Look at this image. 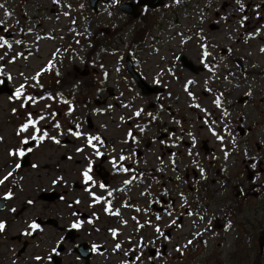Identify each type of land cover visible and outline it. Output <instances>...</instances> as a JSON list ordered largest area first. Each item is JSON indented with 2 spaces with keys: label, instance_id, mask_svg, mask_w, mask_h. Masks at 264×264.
Listing matches in <instances>:
<instances>
[{
  "label": "flooded vegetation",
  "instance_id": "1",
  "mask_svg": "<svg viewBox=\"0 0 264 264\" xmlns=\"http://www.w3.org/2000/svg\"><path fill=\"white\" fill-rule=\"evenodd\" d=\"M137 1L122 0L121 5ZM7 2L11 5V7L8 6L7 11L12 12L14 18L9 19V16L2 15L3 8H0V20L4 21V26H0V35L8 39L13 44V47L9 49L5 46L0 49V56L6 54V57L0 61V67L3 68L4 73L0 75V79L7 80L8 75L13 78L11 81L7 80L12 96L14 90L19 87V85H14L13 82L15 79L23 77L21 75L18 76V74L23 73L25 76L27 71V68L16 70L12 66H17L20 59L29 61L30 56L35 54L33 49L39 47L41 39H53V37L45 29L42 36L36 34L35 38H33L36 41L30 40L31 35H34V31H27L28 28L32 29L30 25L31 17L25 13L27 12L30 15L32 13L30 0H0V3H4L5 6H7ZM241 3L246 6L244 11L239 10V5L234 0L233 15L239 16V25L236 27L239 32L232 33L235 45H232L230 49L228 48V50L224 51V48H221L222 51L214 52L219 44L218 42L207 40L205 35L207 19H202L205 23L197 24L194 28L195 32L200 33V37L196 36L204 41L198 42L194 47L187 45L189 50L196 49L194 52L198 54L197 60L201 65L212 66L211 75L209 76L212 78L211 81L214 78L212 75L216 76L217 73H220L217 71L219 54L224 53L226 56L232 54V63L235 68H232L231 71L227 70V80L232 81L231 86L223 88L221 83L224 84L226 82L213 81L211 82L213 88L209 85L207 86L208 89H211V92H208L206 89L196 87L201 80L198 82L193 76H187L183 82L182 89L186 96L181 100L178 107L176 105L180 93L169 88L167 84L168 82L172 84L175 79L174 75L177 73L173 64L168 61L169 58L167 56L170 51L175 53L173 48L169 46L173 42L163 41L161 37L153 36L152 29L159 28V30L164 31L165 26L167 28L177 26L179 29L183 28V34L189 33L192 30V26L187 28L182 20L185 21L191 14L192 0H182L180 4H175L174 0H166L163 5L157 8L143 5L139 8L141 13L138 17L123 12L126 27L132 26V30H135L133 31V37L135 32H139L135 40L128 41V51L124 60V71L134 81L138 92L136 93L137 95L132 93L133 97L129 98L128 101L126 100L125 104L131 106L134 112L142 108L144 113L137 118L131 113V110L130 115H125L119 105L118 108H109L108 101L110 97L116 95L114 94V88L111 90V86H109L106 88L109 95L103 99H98L99 102L104 101V104L100 106L105 107L104 111H100V115L105 116L107 119L101 122H98V120L93 121L91 116L99 115L92 112L90 106L86 105V101L97 103V99L90 101V97L86 98L84 102L86 110H89L90 113L82 119L83 124H87L90 134L99 135L104 140L100 151L104 152L105 156L102 158L96 157L95 151L92 149L93 152L87 157V166L90 159L94 161L93 171L90 173L95 181L92 191L97 196L106 197L109 191L115 189L116 191L113 192V196L109 199L112 200L113 211L117 208L120 209V216L107 214L105 212L106 205L103 201L93 205V198L87 191L91 182L86 184L82 175L86 169L81 171L70 169L68 171V168L64 166L67 161H70L68 159L69 156L61 155L58 157L56 155L53 157L55 153L48 152L46 161L37 159L39 150L46 146L66 145L68 147V145L78 142V138L68 132L70 128L74 131L76 130V124L72 123V119L75 117L72 115L64 116L63 111H59L57 104H52V102H57L56 95L64 82L60 78H62L64 73V60L69 58L67 52L73 51V49L59 46L58 51L65 50L63 55L59 54V61L52 58L36 70L35 75L41 72L42 69H46L50 61L55 64L54 69L44 71L41 75L46 73V75L54 76L56 80L41 90H32L26 87V94L40 97L51 93L52 96L56 97L55 100L48 99L51 102V107L47 108V113L55 112L59 115L55 120L49 116L48 119L41 121L38 127L42 131L46 129L51 136H57L61 143L56 144L51 140H44L42 142L30 141L28 145L21 144L25 136L30 138L34 133V130L30 128L28 132L17 135L18 129L27 120V114L31 112L33 118L35 116H37L35 118H38L40 115L47 117L46 114H40L38 108H33L32 112V104H29L28 107H21V104L18 108L16 106L13 107L17 109L16 113L19 114L18 117L21 120L10 121V138H6L7 134L0 130V137H3L0 143L5 140L10 142L13 135L16 138L14 145L9 146L6 150V162L0 165V179L10 171L14 173L4 185L0 186V221L6 222L5 231L0 233V264H14V262L15 264H122L125 260H132L138 254V251L143 252L142 264H152L159 257H168L171 254V247L168 241L174 237L178 238V235L180 237L179 231L181 229L184 230L185 227L186 231L183 236L187 240H193V244L187 248L181 246L183 255L195 254L205 256V259L211 257L213 253L210 251V241L217 236L221 240L233 239L235 241L232 250L227 254L233 257L235 264H245V262L247 264H257L256 259L250 263L249 256H251L252 252L259 257L264 256V64L252 59L250 53L246 52V46L252 47L254 42L251 41L256 40L264 43V1L241 0ZM257 4L260 5L259 9L255 7ZM40 7L41 5L38 4V8ZM221 8L222 11L227 10V3L222 4ZM52 11L55 12L54 9ZM257 11L260 13L259 18L256 16ZM221 14V11L216 10L215 15L218 18L221 17ZM243 15H247L249 19L245 26L241 27L240 20ZM134 22L136 23L133 25ZM147 24L152 27L147 38L152 40L140 41L138 40L139 34L143 32L144 26ZM214 24L211 22L208 25H211L210 27L213 29L218 26ZM5 27L8 29L7 31L4 30ZM22 28L24 29L23 32L20 31ZM258 28L261 29L259 35L248 36V33H254ZM37 37L40 38L38 39ZM87 37L95 39V34ZM15 40H21L23 43L15 44ZM76 41H79V38L75 39L74 42ZM189 42L190 39L186 36L180 42V46H185ZM236 42L245 44L243 47H236ZM87 43L93 46L96 45L95 41L90 42V40H87ZM202 44H207V51L212 54L203 63L204 49L201 47ZM163 47L171 50L161 51ZM21 53L23 54L22 56L19 55ZM154 53H161L163 57L161 62L157 63V72L153 74L152 80L145 63L150 59L147 55ZM259 53L264 56L261 51ZM54 55L55 53L50 54V56ZM183 55H185L184 51L179 56L180 60ZM128 56L132 59L134 69L149 84L147 88L145 85H141L127 70L126 59ZM13 57H16L15 61L12 60ZM90 57L88 55L85 64L86 68L83 70L76 66L77 75L81 74V72L83 75L88 74L87 68L93 62ZM246 60L250 63L248 62V64ZM57 70L60 75L56 74ZM206 70H209V68L205 66L204 71ZM219 77L220 80L224 79L222 75H219ZM157 79L160 81L159 84L156 83ZM165 80H167L166 83ZM188 80L196 82L189 86V91L195 94L196 99L190 97L185 91V85ZM129 86L132 87V85ZM87 87L90 88L91 86L87 85ZM98 88L101 89L100 87ZM150 88L154 89L152 93L144 92V90ZM111 91L112 94L110 93ZM124 91L123 95L127 96L130 92L129 87L127 86ZM249 91H251L252 95H245ZM53 92H56V94ZM75 93V91H71L66 96L63 94V98L70 100L76 109V102H79V98L76 97ZM220 93L224 94L222 97L223 104L221 108H217L213 100ZM167 96L168 98L172 97V103H164L165 101L163 100H166ZM209 96H213L209 101L210 104L207 103ZM175 97L177 98L175 99ZM58 98L60 97L58 96ZM12 101L14 104L22 103V100ZM58 101L60 104L62 103L61 98ZM196 103L201 105V109H207L209 113L215 114L214 116L211 114L210 120L214 119L217 123L210 124V126L216 128L219 134L225 136L223 144L209 131V125H205L203 117L206 114L201 109L191 106ZM248 104L252 105L254 110H250V107L247 108ZM61 105L63 107L65 104L62 103ZM66 106L68 107V105ZM236 106L245 107L247 110L241 109L237 111ZM20 109L22 111L19 113ZM225 109L229 113L227 117L222 115ZM177 111H189L188 117L185 115L179 117ZM148 112L153 113L156 119L153 120L152 117H149L147 115ZM252 112L257 113L253 120H251ZM116 114V120H119V132H116L115 129ZM121 117H124V119L121 120ZM57 121L61 125L60 130L53 126ZM176 121L180 123H176ZM224 124L228 125L232 133L231 136L223 131ZM136 125L146 126L145 131L141 133ZM200 125L206 127L210 138H206V135L200 132L202 128ZM130 129L136 136L138 143H134L127 137L126 134ZM61 130L63 135H60ZM188 132H192L197 140L196 147L192 150V156L188 155V149L191 145V138L188 136ZM172 133H175V136H171ZM180 136L183 139L176 141V137ZM233 138L235 143H233ZM161 141H165V143H161ZM174 141H176L175 146H173ZM153 146L155 147L156 165H153L152 160L147 162V151ZM20 147H31L33 151L22 158L9 154L12 150ZM225 151L229 152L227 159H225ZM133 152H135V155H132ZM173 153H175L174 158L176 160L175 169H173L171 163ZM195 153H199V155L197 156ZM121 155L132 157L130 160H125L121 163L126 167L135 169V172L124 173L113 170L112 158L115 157L119 160ZM17 163L21 164L19 169L15 168ZM79 163H81V160H76V164ZM34 164L38 167L33 168L32 165ZM253 164L255 167H253ZM201 168L205 170L206 179L201 177L199 171ZM27 170L33 171L25 173ZM33 173H36V175H33ZM69 173H74L76 179H72ZM140 173L144 175L140 177ZM133 176L138 177V179L133 180L131 185H126L124 182ZM177 176L180 177L179 180L176 179ZM47 177H49V183ZM59 177H63V180L53 183ZM26 183L43 184L41 188L38 186L39 193L36 198L30 197L28 194H22V189L26 188ZM100 183L105 184L106 187L100 188ZM9 189L14 193V197L10 200H4V194ZM165 190H167L166 195ZM46 192L54 193L55 199L43 200L41 195ZM142 193L145 194L142 195ZM181 193L187 198V204L183 207L181 206L184 204ZM153 195L156 196L155 200H153ZM145 198H150L151 200L150 206L146 207L149 210L146 218L143 215V209L145 208L137 203L138 200ZM77 200L80 203L77 204ZM28 201H33V203L29 204ZM156 201H160V203H156ZM125 202L132 205V207H124ZM30 207H32V210L29 213L28 209ZM12 208L17 211L12 212L10 210ZM136 208L141 209V211H136ZM169 208L174 209L173 217L170 218L168 216L169 219L171 220L177 216L180 219L175 226L163 228V231L170 239L162 242V248L160 249V236L156 233L154 227L155 224L160 225V222L156 220V215H166L165 209ZM189 209L195 215L189 216L187 214ZM73 213L77 215H73ZM93 213L99 219H96ZM200 216H204V219L201 220ZM78 219L85 221L83 227L79 230H70L71 223ZM89 219H92L94 223H88ZM124 220L128 222L126 225L122 223ZM147 220H151L152 225L145 224ZM209 220L211 224L208 223ZM32 221L38 222L42 227V231H37L31 236L24 235L23 233L26 229L30 231L28 225ZM138 223L145 224V226L138 228ZM205 228L208 229L207 232H204ZM109 229H118V236L114 238ZM197 232H202L203 235L196 237L195 233ZM61 237L65 239L60 249V255H53L52 260L49 261L47 257L51 254L52 248L56 247L57 241ZM141 237L144 244L147 242L146 247L143 246L137 252H131L130 255L125 256L126 252H130L131 249L142 243ZM146 239H149L151 244ZM154 241L157 244H152ZM244 241L247 243L241 247L239 242ZM116 243H121V250L113 251ZM93 244L100 245L99 252L93 253L91 251ZM218 246H221L220 242ZM151 249H157L155 255H151ZM158 251L161 253L159 256H157ZM36 256L44 257V259L36 261ZM149 257L153 259L150 260Z\"/></svg>",
  "mask_w": 264,
  "mask_h": 264
},
{
  "label": "rangeland",
  "instance_id": "2",
  "mask_svg": "<svg viewBox=\"0 0 264 264\" xmlns=\"http://www.w3.org/2000/svg\"><path fill=\"white\" fill-rule=\"evenodd\" d=\"M121 1L119 0V3H115L114 0H111L107 4L101 3L99 5V12H94L89 4V0H61L60 4L57 5L53 3V0H30L31 6L30 9L32 10L31 15L25 12L28 16L31 17V27L34 31L31 35L30 40L36 41L33 38H35L36 34H39L42 36V33L45 29H47V32L49 33L52 38H47L40 41L39 47L34 48L35 54L31 55L29 58V61H26L25 59H20L17 63V66H12V68H16V70H24V68H27L25 76L15 79L13 82L14 85H20V84H26L27 88H30L32 90H41L42 88L37 85L36 87H31L30 85L35 84L36 82L32 79V77H35V72L37 69L41 68L48 60H51L52 58H55L57 61H59V54H64L65 50H59L58 47L63 48H70L73 49V51H68L67 55H69L68 60H64V73L62 75V79L64 82L61 85V89L59 93L64 94L65 96L71 92L75 91V95L77 98H79V102H76V109L73 113H68V107L64 105L62 107V103L58 101L60 98L57 96V102H52V104H57L59 111H63V115H72L75 118L72 119V123L74 124H80L82 131L86 133H91L88 131L87 124H83V118L90 113L89 110H86V106L84 104L86 98L90 97L91 100L95 99H103L105 96H108V92L106 90L107 87L111 86L110 88H114L116 95L111 96L109 99V105H113V108H118V105L121 107L120 109L125 115L133 114L134 109H132L131 106L124 107L123 105H126V100L128 101L129 98L133 97L132 93L136 94L138 91L136 89V85L134 81H132L131 77L124 71V60L126 53L128 51V41L135 40L137 38V35L139 32H135L133 37V31L132 26L126 27L125 21H124V13L120 10ZM124 1V0H123ZM264 0H260V2H263ZM227 3V10L222 11V4ZM38 4L41 5L40 8H38ZM7 6L3 8V11L1 12L2 15H5V12L8 10V6L11 7V5L7 2ZM68 5H71L69 8ZM83 5V7H81ZM51 8H55L54 10H57L56 12L52 11ZM235 4L234 0H192V11L189 15L190 19H186L185 21L182 20L183 24L186 25L188 28L189 26H192V30L187 33L183 34V28L179 29L177 26L172 28H167L165 26V30L161 31L159 28H153L152 34L153 36H159L163 41H171L173 42L169 46L173 48L175 53L171 52L167 53V56L169 58L168 61H170L173 66L175 67V72L177 73L174 75V81L172 84L169 82L167 83L169 88H172L180 93L179 98L177 99V107L179 106L181 100L186 96V94L182 91L183 89V82L186 80L187 76H193L195 80L199 82L196 87L197 88H203L208 89L207 86L209 85L211 88V82L213 81H224L226 83H221V86L225 88V86L230 87L232 81H228L225 79L227 77V70L229 71L234 69L235 66L232 63V54H229L226 56L224 53L219 54L217 60L219 62L217 71L220 73H217L216 76L212 75L213 81H211V75L210 70L206 71H199L197 74H193L196 72H193L192 70H188L181 62H180V54L182 51L185 52V55L189 60L193 61L197 65V68L200 67V63L197 60L198 54L194 52V50H189L187 45H191V47H194L195 44H198L200 41H204L203 39H200V33H197L194 31V28L197 24H204L205 22L202 19H207V22L205 25L207 26L205 29V35L207 37V40L209 41H215L218 42L219 46L217 49L214 50V52H220L222 51L221 48H224V51L230 49L232 45H235V39L232 37V33H235L237 31V26L239 25V16L233 15ZM216 10L221 11V17L218 18L216 14ZM205 11V12H204ZM69 12L70 15L65 16L64 13ZM125 16V15H124ZM226 17V19H225ZM14 15L9 17V19H13ZM73 20L75 23H73ZM174 20V19H173ZM139 22V21H137ZM211 22L216 23L218 26L213 25V29L210 27ZM136 22L133 23V25ZM139 25V23H137ZM46 27V28H45ZM76 27V29L74 28ZM88 27V29H87ZM218 28V29H217ZM89 30V32H87ZM241 30V29H240ZM105 32V33H104ZM239 31H237L238 33ZM79 33L80 35H77ZM174 33V35H173ZM253 33V32H252ZM93 36L95 34V39H89L87 37L88 35ZM198 35V36H196ZM141 34H139V37ZM188 36L190 38V42L186 44L185 46H180V42ZM79 38V43L74 42L75 39ZM87 40H90V42H94L97 45V49H94L95 46L92 44L89 45L87 43ZM147 40H152L148 39ZM251 46H246V52L250 53V56L252 59L263 63L264 64V56L261 55L260 48L264 47V43L262 41L256 40L251 41ZM245 43L243 42H236V47L240 46L243 47ZM92 45V46H91ZM93 47V48H91ZM166 50H171L170 48L163 47L161 51L166 52ZM51 53H55L54 56H50ZM88 55L91 56L90 59L93 60L91 64H89V69L87 68L88 74L83 75L76 74V66L83 70L86 68V59L88 58ZM4 58L6 57V54H2ZM213 56H215L213 54ZM150 59L145 63V67L147 68V71L149 73L150 79L153 80V74L157 72V63L161 62L162 60V54H152L147 55ZM216 57V56H215ZM248 63L249 61L246 60ZM250 63V62H249ZM248 63V64H249ZM161 64V63H160ZM101 65L103 67H101ZM119 69V70H117ZM216 72V71H215ZM235 72V71H234ZM105 73H108L107 78H105ZM127 75V76H126ZM219 75L224 76L223 80H220ZM20 76V74H18ZM25 77H27V81L25 80ZM56 78L52 75H41L39 78V84L43 85V87L48 86L49 84H52ZM228 81V82H227ZM25 82V83H24ZM167 80H165V83ZM209 82V83H208ZM87 85L91 86L90 88L87 87ZM129 85H132L130 87ZM129 87L130 92L127 96H124V90L126 87ZM94 87V89H93ZM100 87L101 89H99ZM194 87V89H196ZM2 91L0 94V130L5 132L6 138H10L11 135V122L10 121H18L21 120L19 118V114H14L12 109L16 106V108L19 107L21 102H18L17 104H14L12 100L9 99L10 95L6 91V88L0 89ZM56 94V92H53ZM137 95V94H136ZM139 95V94H138ZM213 95V94H212ZM177 97H175L176 99ZM212 97L207 98V103L210 104V99ZM164 103H172L173 99L168 98ZM86 105L90 106V110L96 115L99 116H91L93 121L98 120V122H101L105 119H107L105 116L100 115V111H96V109H101L102 111L105 110V107L96 105L95 103H91L89 101L85 102ZM51 102L48 99H44L39 101L37 104L33 105L31 108V111L33 112V108H38L40 114H46L47 118L49 117V114L47 113L46 105H50ZM250 107V110H254V107L250 104L247 105V108ZM136 108V107H135ZM245 107H238L236 106L237 111L244 109L247 110ZM22 110H19V113ZM189 111L186 112H180L177 111V115L179 117L185 115L188 117ZM211 114L214 116L215 114L211 112ZM251 120H253L256 116V112L251 113ZM37 117V116H35ZM34 117V118H35ZM96 118V119H95ZM111 118V117H110ZM117 118V114L115 116V120ZM45 119V120H46ZM112 119V118H111ZM86 122V119H85ZM213 125V124H211ZM119 120L117 119L115 121V129L116 132H119ZM202 127L200 129V132L206 135V138H210V134L206 130L205 126L200 125ZM14 130V129H13ZM214 137V136H213ZM67 141V140H66ZM16 142V138L13 135V138L10 142H6V140L3 143H0V165L4 162H6L5 158L7 155V148L9 146L14 145ZM65 146V147H64ZM64 146H46L45 148L39 150L37 153V159L40 161H46L48 152H54L55 157L56 155L59 157L61 155L69 156L72 159L70 161H67V164H65V168H68V171L70 169L81 171L86 169L88 166L87 157L90 155V153L93 152L92 148L88 146L87 140L85 137L78 138V142L73 145H66ZM84 148L83 152H77V148ZM143 147V146H142ZM144 148V147H143ZM147 162L151 161L153 162V165H156L155 163V147L153 146L150 150L147 151ZM67 159V158H66ZM80 159L81 163L76 164V160ZM70 165V166H69ZM113 170L114 169L113 167ZM33 171V170H27L25 171ZM70 174V173H69ZM33 175H36V173H33ZM70 177L72 179H76L75 174H70ZM48 183H49V177H47ZM43 184L42 183H26L25 189H22L23 195H29L32 198H36L39 193V187L41 188ZM151 197V196H150ZM44 199L43 197H41ZM156 199V196L153 195V200ZM138 205L141 207L147 209L146 207H149L151 204L150 198H145L142 200H138ZM32 207L28 209L29 213L31 212ZM149 210L147 209V212H143L144 217L146 218L148 216ZM163 219L160 220V226L163 229L164 227H168L169 225V217L167 215L161 216ZM185 229H181L180 237L178 235L177 237H174L173 239L168 241V244L170 245L171 254L166 257H159L156 262H153L152 264H235L232 256H228L230 250L233 248V244L235 241L233 239H226L221 240L219 237H214L210 241L211 245V253L213 255L211 257H208L205 259V256H199L195 254H188V255H180L176 249L177 247L184 246L187 243L186 237L183 236L185 234ZM145 235V234H143ZM177 235V234H176ZM149 240V239H146ZM127 241V240H126ZM150 241V240H149ZM166 242V239L162 236H160L159 244L160 249L162 248V242ZM221 243V246H218V243ZM151 244V241L149 242ZM148 243V244H149ZM247 242H239V245L241 247L245 246ZM152 244H157L156 241H154ZM147 245V242L145 243V247ZM146 250V248H145ZM256 259L257 264H264V256L259 257L258 255H255L253 252L251 253V256H249L250 263ZM149 264V263H147ZM247 264V262H245Z\"/></svg>",
  "mask_w": 264,
  "mask_h": 264
},
{
  "label": "snow or ice",
  "instance_id": "3",
  "mask_svg": "<svg viewBox=\"0 0 264 264\" xmlns=\"http://www.w3.org/2000/svg\"><path fill=\"white\" fill-rule=\"evenodd\" d=\"M60 2H61V0H53V3H55V4H57V5H59ZM114 2L118 4V3H119V0H114ZM174 3H175V4H180V3H182V0H174ZM236 3H237V5H239V10H240V11H244V9H245L246 6L243 5V4L241 3V0H236ZM68 7L70 8L71 5H68ZM81 7H83V5H81ZM255 7H256V9H259V8H260V5L257 4ZM0 8H5V4H4V3H0ZM5 15H7V16L10 17V16H12V12H10V11H6V12H5ZM64 15H65V16H68V15H70V13H69V12H65ZM256 16H257V18L260 17V13H259V11L256 12ZM225 19H226V17H225ZM248 19H249V17H248L247 15H243V16L241 17V20H240V26H241V27H244V26H245V23L248 21ZM17 23H19V21H17ZM73 23H75L74 20H73ZM0 26H4V21L0 20ZM4 30L7 31L8 29L5 27ZM20 31L23 32L24 29L22 28V29H20ZM27 31H28V32H32V29H31V28H28ZM201 31H202V30H201ZM260 33H261V29L258 28L254 33H248V36H249V37H253V36L259 35ZM77 35H80V34L77 33ZM37 38L39 39L40 37H37ZM189 39H190V38H189ZM205 39H206V37H205ZM76 42L79 43V41H76ZM21 43H23V41H21V40H15V44H21ZM5 46H7V48L11 49V48L13 47V44H12L8 39H6L3 35H0V49H3ZM201 47L204 49V52H203V60H202V63H203V62H205V61L207 60V58L210 57L212 54H211L210 52L207 51V48H208V45H207V44H202ZM260 51H261L262 53H264V47H262V48L260 49ZM19 55L22 56L23 54L21 53V54H19ZM3 59H4V57H3V56H0V61H2ZM15 59H16V57H13V58H12L13 61H15ZM205 66L208 67L210 71L212 70V66H209V65H207V64H205ZM101 67H103V66L101 65ZM54 68H55V64H54L52 61H50V62L48 63V65H47V68H46V69H42V71H41V72H38V73L36 74L35 77H32V79H33L36 83H35V84H32V85H30V86H31V87H36L37 85H39L41 88H43V85H40V84H39V78H40L42 72H44V71H48V70H52V69H54ZM117 70H119V69H117ZM169 71H171V69H169ZM3 74H4V73H3V68L0 67V75H3ZM56 74H57V75H60V73H59L58 70H57ZM20 75L23 76L24 74L21 73ZM104 75H105V78H107L108 73H105ZM12 79H13V78H12L10 75L7 76V80H8V81H11ZM27 79H28V78L25 77V80H26V81H27ZM225 79H227V77H225ZM4 83H5V81H4L3 79H0V85H3ZM57 83H59V81H57ZM156 83H157V84L160 83L159 79L156 80ZM194 83H196V82L193 81V80H188V81L186 82V85H185V91L188 93V95H189L190 97H192L193 99H196L195 94H194L193 92L189 91V86L192 85V84H194ZM26 86H27L26 84H20L19 87H17V88L14 90L13 95H12L11 97H9V99H10V100H22L21 107H28L29 104L35 105V104H37L39 101L44 100V99H52V100H55V99H56V97H55V96H52L51 93L46 94V96H40V97H36V96L31 95V94H26ZM206 91L211 92V89H206ZM57 95L61 98V102H62V103H64L65 105H68V113H69V114L73 113V112L75 111V105H73V104L71 103L70 100H68V99H64L62 93H58ZM223 95H224L223 93H220V94H219V95L213 100V103H214V105H215L217 108H221V107H222V104H223L222 97H223ZM245 95H247V96H251L252 93H251V91H249V92L245 93ZM123 106H124V107H129V105H123ZM191 106L194 107V108H197V109H201V105H200L199 103H196V104L191 105ZM46 107H49V108H50L51 105H46ZM108 107H109V108H112L113 105H109ZM161 107H162V106H161ZM201 110L206 114V115L203 117V120H204L205 125H209V131H211L212 135H214V136L217 138V140L220 141V142L223 144L224 141H225V136L219 134V133L216 131V128L210 126V124H216L217 121L214 120V119L210 120L211 113H209L207 109H201ZM12 111H13V113H15V112L17 111V109L13 108ZM96 111L99 112V111H102V110H101V109H96ZM142 113H144V109L140 108V109H137V110L133 113V115H134L135 117L139 118V117H141ZM58 115H59V114H58V113H55V112L49 114V116H50L53 120H55V118H56ZM147 115H148L149 117H152L153 120L156 119V117H155V116L153 115V113H151V112H148ZM222 115H223L224 117H227V116L229 115V113H228L227 110L225 109V110L223 111ZM46 118H47V117H46L45 115H40L38 118H33V115H32L31 112H29V113L27 114V120H26L25 123H23V124L20 126V128H19L18 131H17V135H20L21 133H26V132H28L30 128H32V129L34 130V133H33V135H32L30 138L27 137V136H25L24 139L21 141V144H22V145H28V144L30 143V141H38V142H42V141H44V140H51V141L55 142L56 144H60V143H61V141L57 138V136H51V135L48 133V131H47L46 129L42 131L41 128L38 127V125L40 124V122L43 121V120H45ZM123 119H124V117H121V120H123ZM129 119H131V117H129ZM176 123H180V122H179V121H176ZM53 126H54L56 129H58V130L61 129V125H60V123H59L58 121H57ZM136 127H137V128L139 129V131L142 133V132L145 131V127H146V126H145V127H141L140 125H136ZM75 129H76V130L74 131L73 129L70 128V129H68V132H69L71 135L76 136L77 138L85 137L86 140H87V144H88V146H90L92 149H94L96 157H98V158H102V157L105 156V153L102 152V151H100V147L104 144V140H103V138H102L101 136H99V135H92V134H89V133H86V132L80 130V129H81V125H80V124H76V125H75ZM223 131H224L225 133H227V135H229V136L232 135V133L230 132L229 127H228L227 124H224ZM60 135H63V131H62V130L60 131ZM126 135H127V137H128L131 141H133L134 143H138V140H137L136 136L133 134V132L131 131V129L127 132ZM171 136H175V133H172ZM188 136L191 138V145H190V147H189V149H188V155H189V156H192V155H193V151H192V150L196 147L197 140H196V137L193 135L192 132H188ZM182 139H183L182 136H180V137H176V141H180V140H182ZM2 140H3V137H0V141H2ZM176 141L173 142V146L176 145ZM126 142H127V141H126ZM161 143H165V141H161ZM233 143H235L234 138H233ZM32 151H33V148H31V147H28V148L20 147V148H17V149L12 150L9 154L12 155V156H19V157L22 158V157L26 156V154L31 153ZM76 151H77L78 153H79V152H83V151H84V148H82V147H81V148H77ZM132 155H135V152H133ZM195 155L198 156L199 153H195ZM228 156H229V152L225 151V159H227ZM174 157H175V153H173V159L171 160V163H172V165H173V169H175V167H176V160H175ZM131 158H132L131 156H124V155H121V156L119 157V160H117V158L113 157L112 160H111V163L113 164L114 169H116L117 171L124 172V173L135 172V169H133V168H129V167H126V166H124V165L121 163V162H123V161H125V160H130ZM68 159H72V158H71V157H68ZM136 163H138V161H136ZM93 164H94V161H91V159H90L88 167H87L86 170L82 173V175H83V177H84V181H85V183H86V184H89V182H91L90 185H89V188L87 189V191H89L90 195H91L92 198H93V205H94V204H97V203H100V202L103 201V202L105 203V205H106V207H105V212H106L107 214H110V215H113V216H120V215H121V213H120V209L117 208V209H115V211H113L112 200L109 199L110 197L113 196V192L116 191L115 189L112 190V191H109V192L107 193V196H106V197L97 196L96 193L92 191V186L95 185L94 178H93V176L90 174V173L93 171ZM20 167H21V164H19V163H17V164L15 165V168H16V169H19ZM32 167L35 168V167H38V166L34 164V165H32ZM253 167H255L254 164H253ZM161 170H162V169H161ZM199 171H200L201 177H203V178L206 179L207 177H206V175H205V170H204L203 168H201V169H199ZM13 174H14V173H13L12 171H10V172H8L7 175H5L2 179H0V186L4 185L5 182H7V181L13 176ZM139 175H140V177H142L144 174H143V173H140ZM136 179H138V177L133 176V177L130 178L129 180H126L124 183H125L126 185H131V184L133 183V180H136ZM176 179L179 180L180 177L177 176ZM62 180H63V177H59V178H57L56 181H53V183H58V182H60V181H62ZM99 187H100V188H105L106 185L103 184V183H100V184H99ZM121 191H123V189H121ZM144 194H145V193H142V195H144ZM166 194H167V190H165V195H166ZM180 195H181L182 200L184 201V204L181 205V206L183 207L184 205L187 204V198L184 197V194H183V193H181ZM13 197H14V193L12 192L11 189H9V190L4 194L3 199H4V200H10V199H12ZM28 203H29V204H32L33 201H28ZM76 203L78 204V203H80V201L77 200ZM156 203H160V201H156ZM123 206H124V207H132V205L127 204V202H125ZM10 210H11L12 212H16V211H17L15 208H12V209H10ZM136 211H141V209L136 208ZM143 211L147 212V209H143ZM173 212H174V209H170V208H169V209H165V213H166V215L169 216L170 218L173 217ZM187 214H188L189 216H191V215H195V213H193L190 209H189V211H188ZM73 215H77V214H76V213H73ZM93 216H95L96 219H99V217L96 216L95 213H93ZM199 218H200L201 220H203V219H204V216H200ZM133 219H135V217H133ZM162 219H163V218H162L159 214L156 215V220H157V221H160V220H162ZM179 219H180L179 216H177V217L171 219V220H170V224H169L168 226H169V227H171V226H175V225L177 224V221H178ZM84 223H85L84 220H79V219H78V220H75V221H73V222L71 223V225H70V230H72V229L79 230V229H81V228L83 227ZM88 223L91 224V223H94V221H93L92 219H89V220H88ZM122 223L126 225L128 222H127L126 220H124V221H122ZM208 223L211 224V221L209 220ZM145 224L152 225V221H151V220H147V221H145ZM145 224H139V223H138L137 226H138V228H143V227L145 226ZM229 226H230V225H229ZM154 227H155V231H156V233H158L159 236L164 237L166 240H167V239H170V237H168V236L165 234V232L163 231V229L160 227L159 224H155ZM5 229H6V222H4V221H0V233H3V232L5 231ZM28 229H30V231L26 229L25 232L23 233L24 235L31 236V235H33L34 233H36L37 231H42V227H41V225H40L38 222H36V221H32V222L28 225ZM97 231H98V229H97ZM109 231L112 233V235H113L114 238L117 237L118 234H119V230H118V229H109ZM207 231H208V229L205 228V229H204V232H207ZM202 235H203L202 232H197V233H195V236H196V237H199V236H202ZM64 239H65L64 237H61L60 240L57 241V245H56V247H53V248H52V250H51V254H49V256L47 257V259H48L49 261L52 260L53 255H60V249H61L62 246H63V241H64ZM141 242H142L141 244H138L135 248L131 249L130 252H126V253H125V256L130 255L131 252H137L138 249H140L141 247L145 246L142 237H141ZM205 243H207V241H205ZM191 244H193V240H188L187 243H186L183 247H184V248H187V247H188L189 245H191ZM77 247H79V245H77ZM121 248H122L121 243H116V244H115V247H114V249H113V251H119V250H121ZM99 249H100V245L93 244V245L91 246V251H92L93 253H97V252H99ZM176 251L179 252L181 255H183V249H182L181 247L178 246L177 249H176ZM159 255H161V253L158 251V252H157V256H159ZM142 256H143V252H142V251H138V254H136L135 257H134L132 260H125V261L122 262V264H138V262H140V264H142ZM43 259H44V257H41V256H36V257H35V260H36V261H41V260H43ZM77 259H79V257H77ZM149 259L151 260V259H153V258H152V257H149ZM14 264H15V262H14Z\"/></svg>",
  "mask_w": 264,
  "mask_h": 264
},
{
  "label": "water",
  "instance_id": "4",
  "mask_svg": "<svg viewBox=\"0 0 264 264\" xmlns=\"http://www.w3.org/2000/svg\"><path fill=\"white\" fill-rule=\"evenodd\" d=\"M101 1L102 2H109L110 0H89L91 8L94 9L97 12L99 10L98 9V4ZM164 1L165 0H139V2L136 3V4H134L133 2L125 3V4H123L121 6V9L126 11V12H129V13L133 14L135 17H138L140 15L139 6L148 5V6L152 7V8H155V7H158V6L162 5ZM181 61H182V64L186 68L192 70L193 72L198 73L199 71L205 70V67L203 65H200V67L197 68V65L195 63H193V61L189 60L186 55H183L181 57ZM126 68L132 74V76L135 79H137V81L141 85H145L146 88H147V86H149V84L134 69L132 59L129 56L126 59ZM4 86L5 87H9V85H8V83L6 81L4 83ZM110 89L112 90V88H110ZM0 91H2V90H0ZM6 91H9V90H6ZM152 91H154V89H152V88L144 90V92L148 93V94L152 93ZM3 92H5V91H3ZM110 93H112V91ZM0 94H1V92H0ZM41 197H43L45 200L46 199H48V200H54L55 199L54 193H49V192L48 193H43L41 195ZM164 248H166V247L164 246ZM155 253H156V249L151 250V254L152 255H155Z\"/></svg>",
  "mask_w": 264,
  "mask_h": 264
},
{
  "label": "trees",
  "instance_id": "5",
  "mask_svg": "<svg viewBox=\"0 0 264 264\" xmlns=\"http://www.w3.org/2000/svg\"><path fill=\"white\" fill-rule=\"evenodd\" d=\"M151 28H152L151 25H149V24L145 25L144 29H143V32L140 33L141 36L138 37V40H140V41L146 40L148 35H149V33H150Z\"/></svg>",
  "mask_w": 264,
  "mask_h": 264
}]
</instances>
